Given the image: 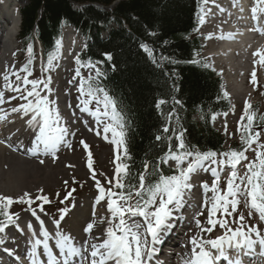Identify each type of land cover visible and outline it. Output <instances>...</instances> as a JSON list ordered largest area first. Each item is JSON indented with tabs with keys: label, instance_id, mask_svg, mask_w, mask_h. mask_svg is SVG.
<instances>
[{
	"label": "snow or ice",
	"instance_id": "obj_1",
	"mask_svg": "<svg viewBox=\"0 0 264 264\" xmlns=\"http://www.w3.org/2000/svg\"><path fill=\"white\" fill-rule=\"evenodd\" d=\"M208 3L209 0H198L199 24L205 22L207 13L204 5ZM256 4L264 5V0H256ZM258 6L251 9L253 21L264 20V7ZM249 30L264 34V29L260 27ZM228 38H231V34ZM59 47L60 42L57 41L56 49L48 55L49 67L44 68L43 72L49 71V68L53 66L52 62L57 59L56 53ZM141 48L154 64L157 63L153 49L143 43ZM27 52L28 62L20 69V73L24 75L10 71L5 66L3 73H0L4 82L2 87L8 92L18 93L19 98L24 101L18 106H13L11 112L29 117L26 123L34 136L32 154L43 152L55 157L57 145L64 141L69 130L62 125V116L56 106L57 101L51 100L48 95H41L42 90L49 93L52 91L49 87L52 82L51 77L29 78L33 76L29 67L33 59L31 44ZM103 55L108 61L113 58L111 53ZM253 56H259V63L264 65V55H261L260 50L254 52ZM191 62L197 63L195 60ZM76 63L81 67H89L90 70L95 67L89 62L82 64L78 57ZM9 73L15 77V81L9 79ZM102 75L103 73L96 69L94 75L84 77L78 67L73 77V81L79 78L77 99L80 102L76 107L81 113H87L93 117L96 124L101 127L105 140H108V134H111L109 142L114 145L117 153L113 161L114 175L110 178L105 176L108 185L106 187L97 178L92 165L91 153L88 152V168L98 191L95 202L102 207L104 206L102 202L106 203V215L92 220L84 228V232L91 234L92 239H84L78 244L73 237L59 231L60 222L55 219L53 223L56 229L50 233L45 228L44 221L31 207L34 200L28 192H24L19 197L0 194V216L4 217V220H0V233H3L9 225H14L23 232L17 224L19 215L11 213L9 209L13 203L27 204L29 205L27 210L39 222L38 231L33 230L31 222L27 224V231L32 233L29 239L32 245L31 264H39L35 251L37 246H42V255L48 257L47 264H72L73 258H77L84 264H151L152 258L158 251L157 246L163 244L173 230V221L183 220L182 216L174 217V212L180 211L185 206V192L193 187L190 182L192 173L203 168L205 162H210L217 165L216 168L210 169L215 178L211 186L205 183L202 188L206 193L210 192L211 196L204 202L202 210L196 214V217L203 216L204 220L194 217L196 231L188 238L190 247L185 250L184 264H216L222 258L228 264H247L243 257L253 254L264 258V228H259L255 224H247V218L243 213L233 215L238 212V205L241 203L238 197L244 195L246 197L244 207L248 209V217L256 214L259 222L264 224V116H260L258 122L251 104L245 101L236 129V132L240 133L242 149H230L226 152H216L210 149L202 151L186 141L183 130L178 131L177 128L168 126L175 113L173 109L164 116L166 124L162 129V133L171 132L172 134L155 136V140L160 142L157 146L161 148L163 156L151 162L145 159L142 163L143 170L132 175L129 164L125 162L131 159L127 148L128 122L119 102L100 83L99 78ZM256 81L257 76L254 69L251 82L255 85ZM28 85L31 87H26ZM227 97L228 93L223 92V98ZM10 99L15 100L16 96ZM3 103H5V92L0 91V104ZM166 103L165 100H158L156 108L160 110L161 105ZM173 103L180 104L181 102L174 99ZM6 119L7 114L0 115V121ZM176 123L179 124V117L176 118ZM92 130L89 128V131ZM96 134L101 135V132ZM80 143L87 152L88 145L83 140ZM249 150L254 152V159L249 160L245 154ZM173 161L175 165L171 163ZM184 161H187L186 166H182ZM242 161L245 162L243 167L246 170L241 175L238 173L237 166ZM162 163H169L170 167L174 166V173L166 175L158 171ZM224 167L230 168L231 171L226 179V187L221 188L219 170ZM100 175L104 176L103 173ZM67 183L65 181L66 185ZM38 191L43 192L42 189ZM74 191L75 189L69 191L64 199L71 197ZM35 199L45 203L50 202L45 195H39ZM41 211H43L42 206ZM60 212V219H63L66 210L61 209ZM217 227L223 230L222 234L215 238L209 237L207 234L212 233ZM94 229L96 232L93 231ZM50 241H54V247L59 250L55 256L50 247ZM17 259L21 258L17 257Z\"/></svg>",
	"mask_w": 264,
	"mask_h": 264
},
{
	"label": "trees",
	"instance_id": "obj_2",
	"mask_svg": "<svg viewBox=\"0 0 264 264\" xmlns=\"http://www.w3.org/2000/svg\"><path fill=\"white\" fill-rule=\"evenodd\" d=\"M113 1L27 0L20 11L18 35L26 64L30 44L34 58V26L46 60L56 49L64 23L74 25L90 39L78 58L81 62L97 59L103 63L99 81L119 102L128 122L127 148L131 159L125 162L132 175L143 170L145 159L156 161L163 155L155 136L172 134L162 133V129L166 124L164 116L173 109L168 126L183 130L190 145L202 151L224 152L223 140L211 127L209 118L230 105L223 98L221 78L201 56V40L195 31L198 0H122L109 8ZM111 22L116 27L107 38L100 39V31ZM142 43L153 49L157 63L148 58ZM104 53H111L112 60H106ZM174 99L181 103L174 104ZM158 100L167 101L160 110L156 108ZM252 110L259 122L264 111L257 113V105ZM230 149L241 150V142ZM158 171L174 173L162 164ZM0 220L4 217L0 216Z\"/></svg>",
	"mask_w": 264,
	"mask_h": 264
},
{
	"label": "bare ground",
	"instance_id": "obj_3",
	"mask_svg": "<svg viewBox=\"0 0 264 264\" xmlns=\"http://www.w3.org/2000/svg\"><path fill=\"white\" fill-rule=\"evenodd\" d=\"M19 27V15L16 8L15 0H0V73H3L5 66L8 67V62L11 57V53L16 45V34ZM250 32V31H249ZM253 35V34H252ZM245 35L234 31L233 36L226 41L225 46L221 49L222 52L217 54L222 55L220 61L222 64H225L228 68V72L236 70L237 67H240V72L243 74L246 71L247 66L250 64L253 67L254 60L252 58V43L248 41V46L244 47V41L242 37ZM263 44L262 55H264V34H262ZM259 44V43H258ZM83 46L82 39H79L77 35L71 29L64 30L63 42L59 48V57L57 62V72L67 71L69 67L74 62L75 55L79 52ZM216 52V47L213 48ZM212 52V48H211ZM236 57V58H235ZM218 59V57H217ZM237 59V60H236ZM236 60V62H235ZM219 61V62H220ZM10 79V77H9ZM227 81L230 79L227 77ZM2 76H0V91L5 92V101L8 99L6 96L7 90L2 87L3 85ZM75 89L74 84H70V87L67 91L62 94H58L57 85L54 84V93L52 100L57 101V107L59 108L60 114L62 116V122L72 121L74 118L79 117L82 119V129L88 133L87 135L94 144H98L99 141L109 142L111 139L110 134H108L109 139H104V134L102 129L98 126L89 114L81 113L79 109L69 108V97L72 95L73 90ZM41 95L43 93L41 92ZM6 104H0V115L7 114V119L0 121V192L3 194H9L13 196H21L24 192H28L33 197L36 195L43 187H47L49 184H56L59 182L61 177L67 178L70 175L68 174L69 168L73 167V171L81 175L84 173L83 167L88 165V152L84 149L81 153L76 155L69 151L66 156L58 159V164L53 165L52 160L55 158L52 155L42 154L37 157L23 158L18 156L15 151L19 152L20 147L24 150V145L21 144L25 142L32 143L34 136L32 135L31 130L28 128L26 120L29 117H24L23 114H18L17 116L12 115L11 112L7 111L5 107ZM15 123V126H12V123ZM89 128L93 129L89 131ZM97 132H101V135H97ZM67 138H64V141L57 145V149L65 147ZM65 145V146H64ZM113 149H114V145ZM103 155H101V158ZM44 162L41 163L40 161ZM185 162V161H184ZM183 163V162H182ZM208 164V162L206 163ZM212 174L208 172V168L204 166L198 174L191 175V184L193 187L191 190L185 192V206L187 209H194L192 205L195 203L196 197L199 193H205L210 197V192L206 193L203 188L200 187V180L202 178H211ZM80 204V205H78ZM198 202H196V205ZM101 205L96 204L95 199H88L84 204L77 203L73 207L72 218L74 220L72 231L76 234L78 230L79 223H85V226L94 219L106 215V206L104 208ZM181 213V210L174 212V216ZM194 217L192 216V222L195 224ZM201 220H204L203 216L196 217ZM31 222L33 225V230L38 231V223L35 220H32L29 215L22 214L17 220V224L23 229L22 240L17 242L15 239H12V236L8 235L7 238L0 239V255L8 261L5 263L1 260L0 264H31L32 257L30 252L32 250V245L29 243V239L32 236V233L27 231V224ZM77 223V225H76ZM54 227H49L48 230L50 233L54 230ZM80 231V229H79ZM96 232V229L93 230ZM196 228L194 229V232ZM99 234V233H97ZM208 236L210 234H207ZM81 237L84 239H92V235L81 233ZM42 239V238H41ZM174 244L172 250L167 254L169 255L161 264H184V253L185 246L181 244V240L178 238L172 239ZM50 246L54 247V241L49 242ZM180 247L177 250V247ZM188 247H190L188 245ZM36 259L39 264H45L43 260V248L42 246H37L36 249ZM58 252V251H54ZM20 257L21 259H17ZM84 262L78 261L77 258H73L72 264H79Z\"/></svg>",
	"mask_w": 264,
	"mask_h": 264
},
{
	"label": "rangeland",
	"instance_id": "obj_4",
	"mask_svg": "<svg viewBox=\"0 0 264 264\" xmlns=\"http://www.w3.org/2000/svg\"><path fill=\"white\" fill-rule=\"evenodd\" d=\"M199 30V33L201 35H204L205 33H209L208 31H206V28L205 26L202 24L200 26V28L198 29ZM211 37V36H209ZM212 41V38H208V37H203V45H204V55H205V58L209 60L211 66L215 69V70H221L222 73H224V70H225V67L223 64H220V62L218 63V60L217 58H213L211 56H209V48H211V46L209 45V43ZM212 54V53H211ZM236 58V57H235ZM12 61V65L9 67L11 71H13L15 68H17L18 66V63L15 58V55H14V59L11 60ZM216 61V62H215ZM236 62V60H235ZM54 67L56 66L55 62L53 63ZM49 68V71L47 72H44L47 73V75H49L52 79V82L50 84V88L52 89V91L49 93L45 90V94L49 96V98L52 100V95H53V83L54 81H57L58 82V87L60 88L61 91H66L67 90V81H66V75L67 73H69V76L71 77H74L76 73V69L78 66H72L70 71L69 72H63V73H57V71H55V68ZM264 71V65H262V67L260 68L259 70V73H257V77L260 78L258 79V82L259 80L262 81L264 83V75H262L261 73H263ZM18 73V72H17ZM85 72H82L81 71V75L82 76H85L84 75ZM229 76H230V79H232V81L234 83H236L237 86H235L234 84L231 85L230 82H227V88L226 89H229L228 90V94H230L232 92L233 89H235L234 87H236V89H238L239 91H241L240 93L242 95L243 92H246V93H249V89L245 88L244 87V82H242V84L240 85V82L241 80H243L244 78H241V75H239V73L235 70L233 71H230V73L228 72ZM10 79L12 81H15V77L14 76H10ZM72 80L73 83H76L75 81H77V79L75 81H73V78L70 79ZM230 85V86H229ZM246 86V84H245ZM31 87V86H30ZM29 87V88H30ZM256 93L257 92H260V88H257V87H254L253 88ZM248 91V92H247ZM19 94L18 93H15V94H12V93H9L8 94V97H12V96H16V99L14 100V103H10V101H12L13 99H10L9 102L6 103V107L9 108L10 112H11V108L13 106H18L20 103H23L24 101H22L20 98H17ZM76 96H79V92L76 90V93L72 95V100H75L76 99ZM240 96V95H238ZM247 99L250 101H255L256 100V96H254V98H250L247 96ZM235 101H237L236 103H241V104H237L235 105V110L228 114V117H226L227 120H229L228 122V126H230V133L232 134V136L236 137L238 135V132H236V129H237V124H238V121H239V118L242 114V111H243V107L245 104L244 101H246V99L244 101H241L238 98H235ZM13 113V112H11ZM13 114H17V113H13ZM83 140L87 145H88V149H90L91 153H92V160L94 162V171L95 173L97 174V178L101 180V182H106L105 181V176L109 177L111 176V173L114 171V165L112 163V157L113 155L110 154L109 152V143H106V144H94L91 142L90 139H88L85 135H79L77 138H76V142L74 144V146L72 147L73 149V152L76 153V155L80 154V151L81 149L83 148V145L80 143V141ZM75 147V148H74ZM67 152L65 150H62L60 152V155H57V157H55V161L53 163V165H57V159L60 157V156H66ZM101 155H103V157L101 158ZM249 160H251V155H249ZM100 173H103L104 176H101ZM68 174L70 175V177L68 178H60L59 179V182L56 183V184H49L47 187H43L42 190L43 192H38L36 195H34L32 198L35 199L34 197H37L39 195H45L48 197L49 199V203H45L44 201L42 200H39L38 202H36L34 205H33V209L36 211V214L37 216L43 218L44 215H46V211H47V215L48 217L50 218H55L56 220H59L60 222V210L61 209H66V206L68 204H73L75 202V200H79L80 198H82L84 195L87 197V196H90L92 194H95V187H94V184H95V181L92 177V173L89 172L87 173L85 176L84 175H77L74 173L73 169H69L68 170ZM73 180L75 182H73ZM65 181H67V185L65 184ZM72 189H75V191L72 193V196L69 197L68 199H64V197L67 195V193L69 191H71ZM75 193V195H74ZM1 194V193H0ZM8 196H13V195H9L7 194ZM79 195H80V198H79ZM15 197H19V196H15ZM61 201H63V203H61ZM15 209H20V205H15ZM41 206L43 207V212L41 211ZM15 209H12L13 211H17ZM241 211L242 213H248L247 209L244 207V205L240 206L238 211ZM26 212L25 211H22L20 213H18V215H22V214H25ZM69 221H66L65 223V226L64 227H68L70 226L69 224ZM61 224V222H60ZM251 225V224H250Z\"/></svg>",
	"mask_w": 264,
	"mask_h": 264
},
{
	"label": "water",
	"instance_id": "obj_5",
	"mask_svg": "<svg viewBox=\"0 0 264 264\" xmlns=\"http://www.w3.org/2000/svg\"><path fill=\"white\" fill-rule=\"evenodd\" d=\"M121 0H116L115 2L112 3V6L115 5L116 3H118Z\"/></svg>",
	"mask_w": 264,
	"mask_h": 264
}]
</instances>
